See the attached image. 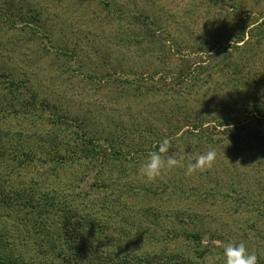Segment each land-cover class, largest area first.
Wrapping results in <instances>:
<instances>
[{
    "label": "rangeland",
    "instance_id": "1",
    "mask_svg": "<svg viewBox=\"0 0 264 264\" xmlns=\"http://www.w3.org/2000/svg\"><path fill=\"white\" fill-rule=\"evenodd\" d=\"M33 1L42 15L39 29L51 41L19 22L0 27V139L37 145L53 134L60 147H79L82 155L94 147L124 159L104 174L91 152L87 164L66 169L0 163L6 190L25 186L36 203L51 191L71 199L107 231L109 253L119 260L180 250L185 264H225L224 248L244 243L264 264V26L256 47L232 48L241 31L248 42L264 21V0ZM60 44L68 45L66 53ZM29 86L68 117V129L43 118L39 107L23 112ZM249 89L257 99L231 126L238 128L218 126L217 119L244 111ZM5 102L16 106L3 114ZM164 139L170 141L165 160L174 156L180 165L147 181L142 163ZM209 149L216 151L213 167L186 175ZM5 224L0 236L11 242L1 250L30 248ZM54 224L36 226L39 236ZM183 228L203 231L202 244L174 237ZM34 253L24 264L40 263Z\"/></svg>",
    "mask_w": 264,
    "mask_h": 264
},
{
    "label": "trees",
    "instance_id": "2",
    "mask_svg": "<svg viewBox=\"0 0 264 264\" xmlns=\"http://www.w3.org/2000/svg\"><path fill=\"white\" fill-rule=\"evenodd\" d=\"M41 18L42 15H40L38 7H36L33 0H0V27H15L19 22V24L21 23V25L29 27L27 32L30 35L37 36L41 40L45 38L46 42L49 40L50 43L51 34L47 30L42 31L39 29L38 23ZM263 26L264 21L257 28L249 32L248 42L245 41L244 30L241 31L232 48L236 51H241L242 49H247L246 45L256 47V44L260 42L259 37L262 36L261 31ZM242 41L245 42L241 45L240 42ZM67 47V44H60L57 46V49L66 53ZM251 75V72H249L248 77ZM10 80V83L16 84L15 79ZM21 81L22 79L18 80V86H20ZM255 86L253 85L252 89H256ZM25 90L22 91L24 93V100L21 106L24 113L35 112V109L38 110L39 107L43 118L48 114L53 119L52 121L58 124L56 125L58 129H68L64 126L66 124L64 119L68 117L62 113H55L57 105H53L51 102H46L45 100L40 102L39 95L30 86ZM255 94L256 90L254 94L250 89L245 91L243 97V99L245 98L243 103L245 105L244 111L240 114H234V116L227 115L223 119H217V125H225L231 131L238 128L231 126L240 124L239 121L243 112L246 111L249 114V111L252 110L250 108L253 106L251 100L257 99ZM11 103L5 102L3 114L11 112L13 107L16 106L14 102ZM57 120L60 121L55 122ZM83 124L85 126L84 122ZM242 126L246 127L244 124ZM18 137H21V133H19ZM33 144V142H29L28 144L22 143L21 145L11 139L7 141L6 139H0V163L6 164L8 168H13V164L28 167L40 161L45 164L52 163L66 169L68 165L75 163L87 164V155L91 152L95 168H98L101 174H104L112 172L116 167L121 168L120 166H122V160L124 159L121 155H111L108 150L104 153L97 152V149L94 150V147L91 148L92 151H87L88 153L82 155L84 149L80 151L79 147H60L59 143H57V137L53 134L48 139L46 138L44 142L40 141L37 145ZM171 148L176 149L175 147ZM11 178V175H9L7 178L8 182ZM5 183L7 181H0V234H2L1 225L7 223L5 225H10V231L14 233V239L26 237L30 240L29 243H31L29 244L30 248L26 244L25 248L18 249L19 247H16L17 249L15 248V250L9 248V246H6L3 250L0 247V264H24V258H26L29 250L31 255L29 259L32 258L33 252H35L34 256H37V259L40 256L41 264H185V258H188L184 251L179 250L166 253L165 250H162L161 252H156L152 258L143 259L139 262L127 261L126 259L119 260L112 257V252L109 253L112 243L107 231L101 225L95 223L92 215L88 214L85 209H77L71 206V199L62 198L51 191L47 192L36 203L35 199L32 196L30 197V193H28L25 186H20L19 188L11 186L10 190H6L8 186ZM25 208H29V211L32 210L30 216H24L29 212L27 211L23 214ZM56 215L59 218L57 221H55ZM50 221H54L55 223L53 232L47 229V234L44 238L39 236L36 226H46ZM203 233L201 230L187 231L183 228L182 230L174 231V237L178 234L179 237L184 234L188 239H192L194 245H199L203 242ZM10 242L8 239L3 240L0 236V245L1 243L7 245ZM165 255L169 259L161 258ZM34 263L40 264L38 261Z\"/></svg>",
    "mask_w": 264,
    "mask_h": 264
},
{
    "label": "clouds",
    "instance_id": "3",
    "mask_svg": "<svg viewBox=\"0 0 264 264\" xmlns=\"http://www.w3.org/2000/svg\"><path fill=\"white\" fill-rule=\"evenodd\" d=\"M170 141L164 139L159 145L158 151H152L145 158L140 168V175L147 181H155L160 178L165 171L171 170L180 165V160L174 156H164L168 152ZM182 159V158H181ZM216 159V151L209 149L205 154L200 155L194 163L187 166L186 175H191L196 170H206L213 167ZM225 264H259L258 256L250 252L244 243H229L223 250Z\"/></svg>",
    "mask_w": 264,
    "mask_h": 264
}]
</instances>
